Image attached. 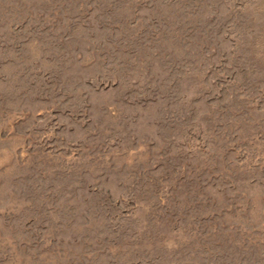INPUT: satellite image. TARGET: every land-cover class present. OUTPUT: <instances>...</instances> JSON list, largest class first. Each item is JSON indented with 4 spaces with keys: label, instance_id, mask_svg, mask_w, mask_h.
<instances>
[{
    "label": "rangeland",
    "instance_id": "rangeland-1",
    "mask_svg": "<svg viewBox=\"0 0 264 264\" xmlns=\"http://www.w3.org/2000/svg\"><path fill=\"white\" fill-rule=\"evenodd\" d=\"M0 264H264V0H0Z\"/></svg>",
    "mask_w": 264,
    "mask_h": 264
}]
</instances>
